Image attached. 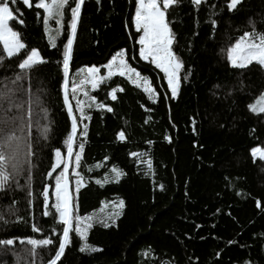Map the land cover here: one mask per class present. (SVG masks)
Masks as SVG:
<instances>
[{"label":"trees","instance_id":"trees-1","mask_svg":"<svg viewBox=\"0 0 264 264\" xmlns=\"http://www.w3.org/2000/svg\"><path fill=\"white\" fill-rule=\"evenodd\" d=\"M226 3L208 0L197 10L191 0H178L168 10L173 51L184 65L178 95L171 98L163 73L139 60V34L134 26L136 0H84L70 61V91L78 69L103 65L115 52L126 49L129 63L151 80L159 98L153 103L142 88L119 75L96 90L87 86L97 102L113 111L98 109L95 104L85 106L91 119L78 122L74 152L82 141L85 149L81 167L69 169L70 190L78 205L76 214L92 215L105 201L123 200L125 206L119 209V217L104 220L110 225L107 228L99 219L93 220L87 243L103 251L81 253L79 247L85 241L73 232L72 243L58 264H264V161L257 158L254 163L250 154L252 147H264V114L258 116L248 109L264 92V68L253 64L236 69L226 59V49L244 31L252 30L249 20L264 32V0H243L233 12L227 11ZM13 8L23 13L19 18L24 25L13 21L10 26L20 32L28 49H38L47 63L39 65L24 82V87L30 86L34 101L31 128L21 141L22 155L29 143L35 152L33 196H28L23 175L19 178L23 188L13 184L0 193V213L8 221L0 220V239H42L52 236L56 228L57 235L52 236L56 243L38 250L36 257V264H47L62 234L51 215H42V190L45 184L52 185L50 204L54 202V177L62 169H57L53 178L46 174L54 162V149L60 148L67 155L64 140L71 132V119L63 102L62 71L71 14L66 8L64 29L53 48L44 32L42 15L39 19L36 16L42 10L27 8L19 0ZM212 19L217 20L215 29ZM50 27L55 36L54 21H50ZM21 59L23 53L5 59L0 80L19 72ZM116 87L124 90L117 91V99L112 100L108 93ZM69 99L79 118L76 99L71 95ZM84 123L88 125L86 138L79 135ZM44 126L50 128L47 139L42 136ZM7 130L0 131V142ZM120 131L125 132L126 140H118ZM17 135L25 134L17 131ZM166 135L171 136V142ZM131 152L143 154V161L150 158L151 170ZM97 164L103 166L97 168ZM113 166L124 173L118 182L111 173ZM74 171H79L85 181L79 193L75 191ZM106 175L109 182L103 187L95 183ZM13 200L15 214H8ZM32 223L43 231L34 233ZM23 246L17 241L12 247L20 252ZM14 259L10 250L0 248V264H14Z\"/></svg>","mask_w":264,"mask_h":264},{"label":"snow or ice","instance_id":"snow-or-ice-1","mask_svg":"<svg viewBox=\"0 0 264 264\" xmlns=\"http://www.w3.org/2000/svg\"><path fill=\"white\" fill-rule=\"evenodd\" d=\"M27 8H35L42 10L36 12L37 18L43 20L44 32L48 34L50 45L55 48L56 38L59 37L64 29L65 9L68 8L71 14L69 23L70 32L67 36V41L63 45V102L67 108V114L71 119V132L64 140L66 145L67 155L62 154L60 148L54 149V162L50 166V170L47 172L48 178H53V173L57 169H62L58 175H55L54 180V202L50 204V188L52 185L45 184L42 190L43 196V212L44 217L52 216L54 221L62 228V234L58 237V248L55 251L54 256L47 261V264H58L65 254L66 248L71 245L72 237L71 233L75 232L82 241H85L80 247L81 253H96L103 251V249L89 245L87 243L88 231L93 227V218L91 216H80L77 213L78 205L74 204V197L70 192V180L69 169H79L81 167L82 154L85 149V143L82 141L78 144V151L74 152V145L76 144L78 122L83 123L85 120H90L91 117L86 114L85 106L95 107L98 109H106L108 112H112L113 109L106 104L97 102L96 96L90 95L87 91V86H91L92 90H96L101 84L106 83L112 77L119 75L125 77L130 83L137 88H142L143 92L148 95V99L153 103L159 98L157 90L152 86L151 80L148 77L142 76L135 67L129 63L128 51L121 49L115 54L111 55V58L103 65H90L84 66L78 69L76 73V79L71 81V91L69 90V73H70V61L73 55V44L77 34V25L80 19L81 7L84 0H19ZM100 0H97L99 3ZM208 0H191L193 6L199 10L201 4L207 3ZM243 0H227L226 8L228 12H233L237 9V6L242 4ZM18 0H0V67H3L5 59H12L18 57L23 53V59L17 64L19 72H16L13 77H5L0 80V131H5L4 138L0 142V193L7 192L13 184L16 188H23L25 185L28 187V196L32 197L33 192L31 190L32 184V169L35 165L32 164V158L35 156V152L32 150V146L29 143L27 145V151L22 155L21 141L25 139L28 131L31 128V105L34 102L32 100V93L29 87H24V82L30 80L31 73L39 65L47 63L44 57L36 48L28 49L27 44L22 40L19 31L10 26V22H18L20 25H24V20L19 17L23 15L19 8L14 9L13 5L17 4ZM178 0H136L135 4V16L134 26L136 32L139 34L136 43L139 45L138 57L139 60L147 61L151 65H154L156 69H159L163 73V78L167 81V88L170 89L171 98H176L181 85V70L184 65L183 62L176 56L173 51L174 34L169 26L167 20L168 10L176 5ZM74 4V6H73ZM216 5H212L215 8ZM217 13L213 12L212 15ZM50 21H54L55 36H53L52 28L50 27ZM211 24L213 29L217 26V20L212 19ZM251 25V31H244L233 44L226 49V59L232 68L246 69L250 65H258L264 68V32L257 30L253 21L249 20ZM135 58V57H133ZM105 69V74H101V69ZM187 79V76H184ZM219 87V85H217ZM123 88H112L108 95L112 100L117 99V91H123ZM82 92L87 100H81L77 98V94ZM76 99L75 109L79 112V118L74 115L73 105L70 102L69 97ZM248 109L255 115L264 114V93H261L258 99L254 103L248 105ZM150 119V118H149ZM145 120V123H148ZM195 125V120L192 121ZM17 131L24 133L22 137L17 135ZM50 128L44 126L42 130V136L47 139ZM195 131V128H193ZM88 133V125L83 124V131L79 133L80 136L86 138ZM117 138L120 141L126 140V134L124 131H120L117 134ZM165 139L171 142V136L166 135ZM151 143V141H149ZM250 154L253 158V162L256 159L264 161V147H252ZM132 157L141 160V163H146L149 170L152 168V160L149 158L147 161H143L141 157L143 154L137 152H131ZM74 157V159H73ZM107 161L108 157H104ZM103 164H97L95 167H102ZM92 171V168L88 169ZM111 173L114 174V180L119 181L120 177L124 174L122 170L113 166ZM76 177L75 184L76 193H79L80 188L84 187V177L79 171H74ZM25 176V185H21L20 177ZM109 179L106 175L104 180L97 179L96 184L101 187L105 183H108ZM163 186H161L162 188ZM16 201L13 200L12 204L8 206V214H15ZM33 201L29 200V204L32 205ZM114 208L122 210L125 206L123 200H119V203L111 202ZM260 202L257 201V207H260ZM54 209V212L52 211ZM120 211L114 212L112 216L119 217ZM22 219L20 217L17 218ZM0 220L7 223V219L4 213H0ZM99 223L103 224L105 228L109 227V223L104 220H99ZM114 223V220H113ZM34 233H40L43 231L36 223L31 225ZM57 235V229H52V236ZM52 236H46L42 239L34 237H15L9 239H0V248H3L5 252L11 251L14 256V264H36V257L39 255L40 249H46L56 243V240ZM19 241L20 245L24 247L20 252L15 251L14 246Z\"/></svg>","mask_w":264,"mask_h":264},{"label":"rangeland","instance_id":"rangeland-1","mask_svg":"<svg viewBox=\"0 0 264 264\" xmlns=\"http://www.w3.org/2000/svg\"><path fill=\"white\" fill-rule=\"evenodd\" d=\"M135 16V15H134ZM54 26V25H53ZM115 54V53H114ZM82 68V67H81ZM138 71V70H137ZM105 72H106V70L104 69V74H105ZM142 75V74H141ZM143 76V75H142ZM89 87H91L90 85H89ZM69 90H70V88H69ZM88 91V90H87ZM264 93V92H263ZM260 96V95H259ZM258 96V97H259ZM258 97L257 98H255L251 103H254L255 101H256V99H258ZM77 98L78 99H81V100H87V98L86 97H84V95H83V93L82 92H80V93H78L77 94ZM257 147V146H256ZM260 147V146H259ZM70 192H71V190H70ZM113 202V201H112ZM114 202H116L117 204L119 203V201H114ZM103 206V207H102ZM102 206H101V208H100V210H98L96 213H94V214H92V215H88V216H91L92 218H93V220L94 219H99V220H111V219H109V216H111L114 212H116V211H119V209H117V208H114L113 207V205H112V203L110 202V203H108L107 204V202L105 201V202H103V204H102ZM114 218V216H112V219ZM25 246H23V248H24Z\"/></svg>","mask_w":264,"mask_h":264}]
</instances>
